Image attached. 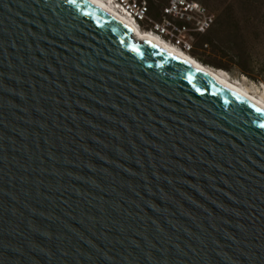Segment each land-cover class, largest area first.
Masks as SVG:
<instances>
[{
	"label": "water",
	"instance_id": "water-1",
	"mask_svg": "<svg viewBox=\"0 0 264 264\" xmlns=\"http://www.w3.org/2000/svg\"><path fill=\"white\" fill-rule=\"evenodd\" d=\"M262 124L90 0H0V264H264Z\"/></svg>",
	"mask_w": 264,
	"mask_h": 264
},
{
	"label": "built area",
	"instance_id": "built-area-1",
	"mask_svg": "<svg viewBox=\"0 0 264 264\" xmlns=\"http://www.w3.org/2000/svg\"><path fill=\"white\" fill-rule=\"evenodd\" d=\"M110 7L142 31L155 34L190 54L196 38L213 24L214 16L196 0H105ZM156 7L153 16L152 8ZM206 46V45H205Z\"/></svg>",
	"mask_w": 264,
	"mask_h": 264
},
{
	"label": "trees",
	"instance_id": "trees-1",
	"mask_svg": "<svg viewBox=\"0 0 264 264\" xmlns=\"http://www.w3.org/2000/svg\"><path fill=\"white\" fill-rule=\"evenodd\" d=\"M250 26L253 39H259L261 29L254 23ZM248 30L235 17L232 8H225L219 11L212 26L196 38L190 55L203 65L227 72L236 70L240 75L264 84V60L257 59L255 46L246 35Z\"/></svg>",
	"mask_w": 264,
	"mask_h": 264
},
{
	"label": "rangeland",
	"instance_id": "rangeland-1",
	"mask_svg": "<svg viewBox=\"0 0 264 264\" xmlns=\"http://www.w3.org/2000/svg\"><path fill=\"white\" fill-rule=\"evenodd\" d=\"M201 2L209 10V12L216 18L219 11L225 8H232L235 17L240 21L241 25L248 30L247 37L255 46L257 59L264 60V0H197ZM157 8H152L153 16L156 14ZM215 20V19H214ZM261 29V36L259 39H253L250 33V25L253 23ZM255 66H258L257 63ZM215 69V68H214ZM224 71V70H223ZM231 81H235L255 95H264V84L255 82L245 76L240 75L236 70L232 72L224 71Z\"/></svg>",
	"mask_w": 264,
	"mask_h": 264
},
{
	"label": "bare ground",
	"instance_id": "bare-ground-1",
	"mask_svg": "<svg viewBox=\"0 0 264 264\" xmlns=\"http://www.w3.org/2000/svg\"><path fill=\"white\" fill-rule=\"evenodd\" d=\"M90 1L96 4L97 6H99L109 15L113 16L117 20L129 26L133 32L134 38L138 40H149L154 42L162 49H164L166 52H169L170 54H173L183 59L192 66H195L201 72L213 77L214 79H216L218 82H220L221 84L232 90L233 92L242 95L246 100H249L257 104L264 110V95H255L241 84L235 81H231L223 70L214 69L212 67L203 65L202 63L198 62L195 58H193L190 54L182 52L181 50L167 43L166 41L159 38L155 34L140 30L139 28H137V25L134 23V21H129L125 17L115 12L105 0H90Z\"/></svg>",
	"mask_w": 264,
	"mask_h": 264
},
{
	"label": "snow or ice",
	"instance_id": "snow-or-ice-1",
	"mask_svg": "<svg viewBox=\"0 0 264 264\" xmlns=\"http://www.w3.org/2000/svg\"><path fill=\"white\" fill-rule=\"evenodd\" d=\"M261 127H264V124H262Z\"/></svg>",
	"mask_w": 264,
	"mask_h": 264
}]
</instances>
